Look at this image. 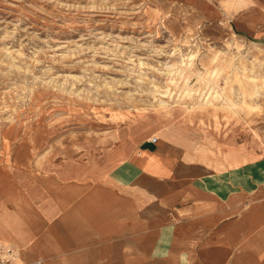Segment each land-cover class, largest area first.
Returning a JSON list of instances; mask_svg holds the SVG:
<instances>
[{
	"label": "rangeland",
	"instance_id": "obj_1",
	"mask_svg": "<svg viewBox=\"0 0 264 264\" xmlns=\"http://www.w3.org/2000/svg\"><path fill=\"white\" fill-rule=\"evenodd\" d=\"M193 53L199 56L186 69L191 83L217 54L225 95L254 102V109L151 108L178 100L185 85L177 74L170 83L169 71L184 68L182 59ZM232 56L255 75L264 72V2L0 0V168L39 171L56 157L105 148L116 158L187 123L193 134L216 140L215 148H199L208 162L221 168L246 162L236 170L241 181L250 174L263 187L264 82L233 69ZM167 88L173 97L163 94ZM222 257L202 255L201 264H220Z\"/></svg>",
	"mask_w": 264,
	"mask_h": 264
},
{
	"label": "crops",
	"instance_id": "obj_2",
	"mask_svg": "<svg viewBox=\"0 0 264 264\" xmlns=\"http://www.w3.org/2000/svg\"><path fill=\"white\" fill-rule=\"evenodd\" d=\"M193 133L175 124L116 158L105 148L39 171L0 168V242L15 264H201L215 253L264 264V185L241 181L246 162H208L201 146L216 140Z\"/></svg>",
	"mask_w": 264,
	"mask_h": 264
},
{
	"label": "bare ground",
	"instance_id": "obj_3",
	"mask_svg": "<svg viewBox=\"0 0 264 264\" xmlns=\"http://www.w3.org/2000/svg\"><path fill=\"white\" fill-rule=\"evenodd\" d=\"M197 56H199L197 53L191 54V56L187 57L188 60L182 59V63H184V68L169 71L168 78L170 83L177 82V78L175 75L177 74L185 85V88L183 90H180V93L178 94V100L174 103H171L169 100L164 99L158 105L150 106L151 108H153L154 110L163 111L164 113H170L176 109H180L186 113H191L196 110L204 112L210 110L211 108L217 109L220 107L230 109L232 112L235 113L241 112L244 108H247L248 110H251V108L254 109V102H249L245 100L239 102L240 100L228 98L225 95L224 90L226 89V86H220L218 84V80L221 77L224 68L218 63L217 54L212 57V62H214L215 64L211 67L206 66L205 73L197 75L191 83V73L188 72L186 69H190L194 66L195 59ZM230 62L233 63L231 65L232 68L237 70L238 72L244 74L246 73V71H251V74L249 73L248 75H246V77L250 81L255 82L260 77L264 82V72L259 75H255L254 73H252L253 69L249 68L244 61L240 62L241 65H236L234 63V56L231 57ZM203 79L207 80V83L203 86H197L196 82H200ZM257 91L258 90H256L252 94V98ZM163 94L167 95L169 98L173 97L172 90L168 88L163 92ZM206 151L208 152V149H206L204 152L206 153Z\"/></svg>",
	"mask_w": 264,
	"mask_h": 264
},
{
	"label": "built area",
	"instance_id": "obj_4",
	"mask_svg": "<svg viewBox=\"0 0 264 264\" xmlns=\"http://www.w3.org/2000/svg\"><path fill=\"white\" fill-rule=\"evenodd\" d=\"M157 137H152L151 141L156 142ZM18 253L10 244L0 242V264H15Z\"/></svg>",
	"mask_w": 264,
	"mask_h": 264
}]
</instances>
